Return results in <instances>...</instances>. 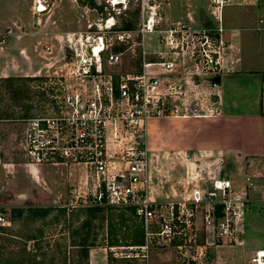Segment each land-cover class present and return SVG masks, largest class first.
Listing matches in <instances>:
<instances>
[{"label":"built area","instance_id":"1","mask_svg":"<svg viewBox=\"0 0 264 264\" xmlns=\"http://www.w3.org/2000/svg\"><path fill=\"white\" fill-rule=\"evenodd\" d=\"M130 1L102 0L105 8L110 6L114 11L88 23L85 32L69 47L65 64L70 82L63 84L58 79V83H52L50 102L24 120L22 147L26 163L83 165L97 190L89 198L82 197L79 205L132 209L143 225L144 240L140 244L109 245L115 260L150 264L155 247L170 245L178 252L174 264H213L200 244H187L188 233L200 220L206 233H213L217 246L229 244L243 233L246 201L229 196L232 185L225 178L212 180L206 198L195 189L188 199L151 200L142 179L147 164L144 137L151 119L219 113L215 78L229 49L220 12L229 0L211 1L219 15L216 25L194 27L179 21L160 29L159 45L163 49L158 59L143 62L138 72L117 75L110 72V67L119 64L121 55L112 46L116 48L114 40L123 42L129 30L119 27L116 15L124 13ZM138 1L144 8L146 0ZM36 2V12L44 11L38 10L40 1ZM142 26V31H154V16ZM188 65L197 78L214 75L210 105L200 100L188 107L182 100L178 75L183 76ZM199 207L203 208L200 218ZM7 225L0 205V226ZM250 263L264 264V250H256Z\"/></svg>","mask_w":264,"mask_h":264},{"label":"crops","instance_id":"2","mask_svg":"<svg viewBox=\"0 0 264 264\" xmlns=\"http://www.w3.org/2000/svg\"><path fill=\"white\" fill-rule=\"evenodd\" d=\"M36 1L0 0V78L50 73L47 60L53 56H47L42 44L49 31L47 16L51 12L62 16L76 9L72 5L67 7L63 0H51L49 6L46 0H39L47 8L36 14ZM189 1L185 21L194 27L218 23L219 15L214 9L210 14L202 12L204 23H197L193 18L198 10L197 0ZM172 10L168 13L174 16ZM220 17L229 49L217 75L219 113L210 117L149 120L144 137L147 164L142 179L153 201L178 200L174 194L183 192L175 185L176 180H183L186 191L188 184L199 183L202 187L189 190L203 192L210 190L214 178L229 179L232 185L229 196L248 202L252 217L244 224L243 213L242 243L216 247V264H251L254 252L264 250V0H229ZM50 26L51 31L62 29L56 23V27ZM172 164L175 169H171ZM164 172L173 178L169 181L172 189L161 177ZM3 177L6 178L2 181ZM0 187L18 188L22 192L18 196L45 205L70 204L97 190L83 165H30L13 161H0ZM250 234L262 238L263 246H255V241L250 243Z\"/></svg>","mask_w":264,"mask_h":264},{"label":"rangeland","instance_id":"3","mask_svg":"<svg viewBox=\"0 0 264 264\" xmlns=\"http://www.w3.org/2000/svg\"><path fill=\"white\" fill-rule=\"evenodd\" d=\"M51 2V0H46L48 6L51 5ZM63 2L67 4V7L72 5L76 11L68 10L62 16L51 12L47 16L49 31L46 32L45 39H42V42L44 40L42 44L47 56H53L47 60L50 73L0 78L1 162H26L22 147L25 118L31 113L43 109L50 102L51 94L54 93L53 90L49 89L52 83H58V79L63 84L70 82L71 78L67 75L68 69L65 64L66 59L70 56L69 47L73 46L79 35L85 32L87 24L100 17L105 18L108 15L107 12L112 13L114 11L110 6L105 8L102 0H63ZM190 2L189 0H168V3L164 4L163 0H146L144 8H141L140 1L131 0L124 13L116 15L119 27L128 28L129 31L123 42L118 43L114 40L116 48L112 46V50H118L121 57L119 64L110 67V72L117 75L124 72H138L141 70L143 62L157 60L163 49L159 45L162 34L160 29L162 31L174 22L185 21L188 17L186 8L190 6ZM152 5L156 8L150 9L149 6ZM197 7L198 10L193 14L197 23H204L201 19L202 12L210 14V10L213 11L215 8L210 0H197ZM171 8H174L172 12L175 11L176 13L174 16L171 12V15L168 13ZM150 16H154L157 29L155 30L154 27V31H142L143 22ZM211 17L214 19L213 16ZM55 23L62 29L51 31L50 25L56 27ZM207 23L210 24L211 22L208 21ZM182 73L183 76L178 75L179 83L182 86L179 91L182 100L186 103L185 105L189 107L200 100L210 105L209 97L215 89L211 84L214 75L209 73L207 76L197 78L190 66L185 67ZM188 112L190 113L191 110ZM175 168L172 164L171 169ZM161 177L165 179L164 183H168L167 187L172 189L173 185L169 181L171 182L173 178L170 179L167 172H164ZM5 178L3 177L2 181ZM176 182L178 184L175 185H178L183 192L180 195H178L179 193L174 194L178 200L190 198L193 191L192 189L190 191V188L202 187L197 185L199 183H191L188 184L189 188L186 191L183 189V180L181 182L176 180ZM207 186L205 185L204 188ZM20 193L22 192L18 188L12 187L5 190L4 187H0V205L3 206L5 218L9 221V225L0 226V264H90L89 261L96 262L95 264H125L124 261L115 260L107 248L109 246L107 243L111 237L108 233V223L112 220L114 223L112 229L119 228L114 234L118 239V244H131L136 236L135 229L139 221L128 211L110 205L100 206L101 209L98 211H88V206L79 205L82 204V197L70 204L45 205L41 201L25 200V198L18 196ZM203 193L206 198L207 190ZM90 195H85V198L91 197ZM249 205L248 202L244 204V224L251 221L252 213ZM58 207H65V213H61ZM90 208H94V206H90ZM198 210V217L200 218V211L203 208L199 207ZM121 211H124L128 218L126 221L128 226L117 224L118 214ZM248 215L250 216L249 219ZM84 220L88 221V225L82 229L83 235L87 234L91 242L95 239V244L87 248L88 258L83 256L82 249L84 248L78 246L76 242L80 236L76 231L81 229L80 226ZM205 230L206 227L204 228L198 220L194 229L190 230L186 237L187 244H200L202 252L206 251L211 263L216 264L217 243H215L211 230H208L207 233ZM240 235L243 234L237 235L238 237L230 241L229 244L223 243L218 246L242 243L243 236ZM249 236H251L248 240L250 243L254 244L255 241V246H263L262 238L256 239L255 234ZM72 241H75L76 244L73 245ZM177 254L174 246H157L151 251L150 264H174Z\"/></svg>","mask_w":264,"mask_h":264},{"label":"trees","instance_id":"4","mask_svg":"<svg viewBox=\"0 0 264 264\" xmlns=\"http://www.w3.org/2000/svg\"><path fill=\"white\" fill-rule=\"evenodd\" d=\"M88 211H98L100 210V206H94V208H90V206H88ZM58 209L61 211V213H65V207H58ZM123 210H126L128 211L132 216H133V211L132 209H123ZM134 217V216H133ZM118 222L117 224H119L120 226H128L126 224V221L128 220V218L125 216V213L124 211H121L119 214H118ZM88 225V221H83L81 223V226H80V230L76 231V233H78L79 238L78 240L76 241L77 242V245L78 246H81L83 247L84 249L83 250V256L85 258H88V247H91L93 246L95 243H94V240L91 242L89 241V237L87 236V234H85V236L83 235V232H82V229L85 228L86 226ZM114 226V223H112V220L108 223V233L110 234V238H109V241H108V245H119L118 244V239L115 237V231H117L119 228H116V229H112ZM135 233H136V236L134 238V240L132 241L131 244H140L143 242L144 240V228H143V225L141 222L138 223L137 225V228L135 229ZM75 233V232H74ZM92 240V239H91ZM73 245L76 244L75 241H72Z\"/></svg>","mask_w":264,"mask_h":264},{"label":"bare ground","instance_id":"5","mask_svg":"<svg viewBox=\"0 0 264 264\" xmlns=\"http://www.w3.org/2000/svg\"><path fill=\"white\" fill-rule=\"evenodd\" d=\"M114 1V3H117L118 2V0H113ZM37 7V6H36ZM46 8H45V6H42L41 5V2L40 3H38V10H45Z\"/></svg>","mask_w":264,"mask_h":264},{"label":"water","instance_id":"6","mask_svg":"<svg viewBox=\"0 0 264 264\" xmlns=\"http://www.w3.org/2000/svg\"><path fill=\"white\" fill-rule=\"evenodd\" d=\"M215 80L218 81V77H216Z\"/></svg>","mask_w":264,"mask_h":264}]
</instances>
